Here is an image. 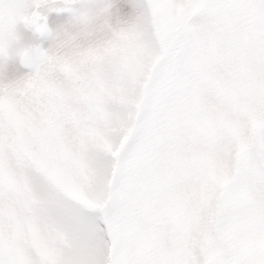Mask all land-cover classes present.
<instances>
[{"label":"snow or ice","instance_id":"6c2138e0","mask_svg":"<svg viewBox=\"0 0 264 264\" xmlns=\"http://www.w3.org/2000/svg\"><path fill=\"white\" fill-rule=\"evenodd\" d=\"M0 264H264V0H0Z\"/></svg>","mask_w":264,"mask_h":264}]
</instances>
